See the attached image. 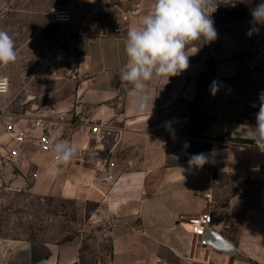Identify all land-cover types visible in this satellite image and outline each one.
<instances>
[{
	"label": "crops",
	"instance_id": "crops-1",
	"mask_svg": "<svg viewBox=\"0 0 264 264\" xmlns=\"http://www.w3.org/2000/svg\"><path fill=\"white\" fill-rule=\"evenodd\" d=\"M152 5L139 2L136 10L126 12L118 32L115 26L97 36L83 35L77 45V78H44L39 95L31 100L32 108L25 112H10L7 105L1 108L0 154L18 149L19 156L0 169V194L27 189L40 196L98 203L101 216L115 222L112 264H158L163 250L175 252L184 261L194 254L199 264L227 261L230 255L225 252L204 245L201 250L200 237L195 242L196 235L180 221L182 216L208 211L213 216L211 225L241 255L264 264V152L248 144L211 142L222 132L252 134L256 127L264 93V26L255 25L253 19L217 26L214 41L191 46L197 51L189 56L186 71L164 85L161 79L149 82L151 112L138 113L132 87L122 84L119 73L127 60V31L139 24ZM213 82L218 88L214 95ZM77 110L83 121L78 120L74 133H69L67 123ZM36 116L58 123L52 148L57 141L77 147L69 163H57L52 148H41L42 130L30 126ZM206 117L209 121L204 123ZM95 120L113 126L111 145L106 144L110 136L101 142L93 140L88 121ZM9 123L29 131L32 138L19 145L7 130ZM191 124L200 136L195 145L199 148L187 158H176L169 146L184 144L181 138L188 135L182 129ZM136 136L148 143L142 149L145 158L152 160L156 150L158 161L145 159L141 168L116 170L115 152L124 143L135 149L129 140ZM200 153L208 163L189 166L190 157ZM135 161L129 158L123 163L134 167ZM109 176V182H98ZM81 247L80 238L58 244L0 236V264H73L80 259ZM199 252L203 259L197 258Z\"/></svg>",
	"mask_w": 264,
	"mask_h": 264
},
{
	"label": "rangeland",
	"instance_id": "rangeland-1",
	"mask_svg": "<svg viewBox=\"0 0 264 264\" xmlns=\"http://www.w3.org/2000/svg\"><path fill=\"white\" fill-rule=\"evenodd\" d=\"M139 2L149 6L154 0H0V30L6 31L13 39L17 52L15 62L6 66L0 65V78H6L10 83L9 94L0 95V111L4 105L8 106L10 112L30 110L31 100L39 95L44 78L72 74L76 64L78 41L83 35L97 36L108 28L121 25L125 13L136 10ZM217 2V10L211 18L214 21V28L217 26L223 28L225 23L253 19L251 11L262 0ZM58 7H67L71 10L72 23H57L52 20L51 13ZM194 44L202 45L204 41ZM205 59L209 61L208 58ZM188 107L192 109V104ZM72 118L83 121L79 116L73 115ZM206 121H209L208 117L203 120L204 123ZM182 133L188 136L181 139L190 138L185 145L191 152L199 148L195 145L200 136L192 124L189 127L185 126ZM122 137L123 135L120 136ZM107 138L106 144L111 145L112 135H108ZM129 141L134 143L135 149L128 147L127 143L121 145L122 147L114 154L116 170L143 167L146 158L142 149L148 146L146 139L136 136ZM169 148L172 152L175 147ZM158 154L159 151L154 150L152 160L146 159L145 162L156 163ZM129 158L135 159L137 165L126 166L123 162ZM98 180L101 183L109 182L111 177ZM98 209L99 204L96 202H85L53 194L40 196L27 189L7 190L0 194V236L58 244L80 238L82 247L78 264H112L111 229L115 222L112 217H102ZM232 226L233 230L237 229V223L233 222ZM198 240L199 237L196 236L195 242ZM202 240L203 237H200L201 250L204 248ZM197 258L203 259L204 254L199 252ZM214 263L256 264L253 260L238 254L230 255L225 262L215 260ZM158 264L199 263L195 261L194 254L192 258L188 257L187 261H184L175 252L163 250L160 252Z\"/></svg>",
	"mask_w": 264,
	"mask_h": 264
},
{
	"label": "clouds",
	"instance_id": "clouds-1",
	"mask_svg": "<svg viewBox=\"0 0 264 264\" xmlns=\"http://www.w3.org/2000/svg\"><path fill=\"white\" fill-rule=\"evenodd\" d=\"M217 6V0H154L148 14L137 26L128 29L124 40L127 60L119 79L122 84L131 85L134 108L138 113L151 112L149 82L161 79L163 85L168 83L170 77L188 69L189 56L197 51L191 47L194 43L212 42L217 38L211 18ZM251 16L255 25L264 26V0L252 9ZM16 60L13 39L6 31L0 30V65L6 66ZM211 90L213 95L218 90L215 82ZM3 91L0 85V92ZM250 139L264 152V93L260 94L256 127ZM52 151L57 163L67 164L76 154L77 147L66 141H57ZM206 163L208 158L203 153L189 159V166L203 167Z\"/></svg>",
	"mask_w": 264,
	"mask_h": 264
},
{
	"label": "built area",
	"instance_id": "built-area-1",
	"mask_svg": "<svg viewBox=\"0 0 264 264\" xmlns=\"http://www.w3.org/2000/svg\"><path fill=\"white\" fill-rule=\"evenodd\" d=\"M52 20L57 23H72L73 22V14L71 10L67 7H58L51 13ZM126 19V17H124ZM121 30V27H116L115 31L118 32ZM261 56L262 54L259 52L257 54ZM78 70L77 65H74V70L71 74L72 78H77V74L75 71ZM0 85L3 86L4 91L0 92V95H8L10 92V83L9 80L6 78H0ZM80 111H76L74 116H78ZM58 123L54 121L47 120L44 116H36L31 120L30 126L33 129L40 128L42 130L41 136L38 137L39 144L42 149L50 150L52 148V134L56 128ZM80 123L75 119H70L67 123V130L69 133H74L75 129ZM7 130H9L12 134V139L17 142L19 145L24 143L27 140H30L32 137L30 132L24 129H16L12 123L7 125ZM89 130L93 134V140L96 142H101L105 140V138L112 134L113 126L102 120H95L89 123ZM252 134L247 132H242L238 130H231L229 132H222L219 135L211 138V142L217 145H230L232 143H242L248 144L250 146L256 147L255 142L250 139ZM189 137H184L181 139V142L184 144H180L173 148L172 154L176 158H187L191 155V151L189 150L187 144L189 142ZM19 156V150L15 149L11 152L0 154V169L3 167L12 164L16 158ZM212 213L211 212H202L196 214L191 217H184L180 218L181 223L186 226V228L191 232L193 235L203 237L206 233L208 227L212 223ZM190 226V228L187 227Z\"/></svg>",
	"mask_w": 264,
	"mask_h": 264
},
{
	"label": "water",
	"instance_id": "water-1",
	"mask_svg": "<svg viewBox=\"0 0 264 264\" xmlns=\"http://www.w3.org/2000/svg\"><path fill=\"white\" fill-rule=\"evenodd\" d=\"M202 241L205 247L214 248L215 250L225 252L228 255L242 254L240 249H238L230 239L225 237L212 225L208 227Z\"/></svg>",
	"mask_w": 264,
	"mask_h": 264
},
{
	"label": "trees",
	"instance_id": "trees-1",
	"mask_svg": "<svg viewBox=\"0 0 264 264\" xmlns=\"http://www.w3.org/2000/svg\"><path fill=\"white\" fill-rule=\"evenodd\" d=\"M73 264H78V261H77V262H75V263H73Z\"/></svg>",
	"mask_w": 264,
	"mask_h": 264
}]
</instances>
